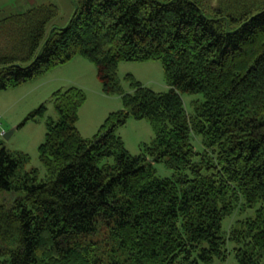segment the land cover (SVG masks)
Here are the masks:
<instances>
[{
	"label": "trees",
	"instance_id": "obj_1",
	"mask_svg": "<svg viewBox=\"0 0 264 264\" xmlns=\"http://www.w3.org/2000/svg\"><path fill=\"white\" fill-rule=\"evenodd\" d=\"M63 27L53 4L0 19V89L74 56L95 65L109 112L91 137L76 126L85 93L56 90L38 159L0 147V264H238L264 257V0H71ZM161 62L167 90L121 61ZM201 94L187 113L181 95ZM38 108L17 125L41 115ZM145 119L153 138L131 154L116 130ZM199 136L201 147L194 146ZM172 174L160 177L154 165ZM236 209H252L224 231ZM263 252V253H262Z\"/></svg>",
	"mask_w": 264,
	"mask_h": 264
},
{
	"label": "rangeland",
	"instance_id": "obj_2",
	"mask_svg": "<svg viewBox=\"0 0 264 264\" xmlns=\"http://www.w3.org/2000/svg\"><path fill=\"white\" fill-rule=\"evenodd\" d=\"M43 4H53L57 10L56 16L47 25V30L53 26H65L74 10L71 0H0V19L6 15L23 12L33 6ZM128 74L143 86L154 91H166L168 88L161 62L158 60L119 62L117 76L125 92L131 91L130 82L126 78ZM70 86L79 87L85 93V101L78 109L76 123L77 129L83 137H91L109 112L123 107L119 95H106L102 92L95 65L78 55L19 85L0 89V147L4 146L11 151L26 153L29 158L24 169L37 168L39 179L44 177L45 169L38 159L37 148L44 140L46 119L48 117L57 118L51 96L56 90H64ZM181 97L187 113L192 110V101L202 98L199 93H183ZM41 104L46 107L43 114L36 115L34 119H28L23 125L17 127L8 138L2 136V132H7L20 124L30 112ZM116 133L120 135L124 146L131 154H138L142 143H149L153 138L149 122L131 116L127 118L123 126L116 130ZM192 138L194 146L199 149L201 147L199 136L192 135ZM154 167L156 174L160 177L172 174V171L163 163H156ZM252 212V209L245 211L236 209L223 220L222 229L228 231L237 219L244 218ZM234 246L235 244L231 241L227 242L225 260L214 259L210 263L199 264H238L234 255ZM259 260L260 264H264V257H260Z\"/></svg>",
	"mask_w": 264,
	"mask_h": 264
},
{
	"label": "water",
	"instance_id": "obj_3",
	"mask_svg": "<svg viewBox=\"0 0 264 264\" xmlns=\"http://www.w3.org/2000/svg\"><path fill=\"white\" fill-rule=\"evenodd\" d=\"M17 128V126H14V127H12L10 130H8L7 132H4L3 133V137L4 138H8L12 133H13V131L15 130Z\"/></svg>",
	"mask_w": 264,
	"mask_h": 264
},
{
	"label": "built area",
	"instance_id": "obj_4",
	"mask_svg": "<svg viewBox=\"0 0 264 264\" xmlns=\"http://www.w3.org/2000/svg\"><path fill=\"white\" fill-rule=\"evenodd\" d=\"M2 134H3V132H2Z\"/></svg>",
	"mask_w": 264,
	"mask_h": 264
}]
</instances>
